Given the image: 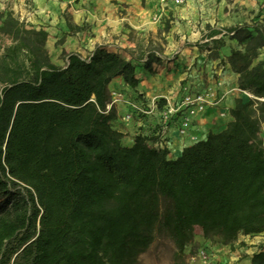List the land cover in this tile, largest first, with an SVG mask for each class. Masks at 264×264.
I'll list each match as a JSON object with an SVG mask.
<instances>
[{
	"label": "trees",
	"instance_id": "16d2710c",
	"mask_svg": "<svg viewBox=\"0 0 264 264\" xmlns=\"http://www.w3.org/2000/svg\"><path fill=\"white\" fill-rule=\"evenodd\" d=\"M1 33L13 42L0 60V264H139L160 235L182 256L197 236L264 233V23L226 34L240 46L226 62L255 98L237 97L226 127L175 158L112 125L110 83L139 84L131 59L99 45L58 65L47 30L0 8ZM160 60L150 51L143 67Z\"/></svg>",
	"mask_w": 264,
	"mask_h": 264
},
{
	"label": "crops",
	"instance_id": "0c3cea01",
	"mask_svg": "<svg viewBox=\"0 0 264 264\" xmlns=\"http://www.w3.org/2000/svg\"><path fill=\"white\" fill-rule=\"evenodd\" d=\"M160 1L0 0V8L12 3L27 14L33 27L47 30V43L55 49L57 58L63 51L79 53L86 58L99 45L117 51L111 46L114 41L117 46L133 51L138 46L133 39L134 33L155 35L161 32L165 35V49L148 50L140 57H127L136 64L138 86L130 87L121 77L114 78L109 85L110 90L122 89L132 95L149 97L170 96L185 80L202 86L209 81L215 62L226 61L230 50L240 47L237 40L225 32L242 24L264 23V0H187L184 6L172 5L165 10L164 21L174 18L169 25L154 18L160 12ZM215 50L218 52L216 58L211 55ZM150 51L161 56L160 63H155L157 69L154 73L143 67V59ZM57 58L52 59L56 64ZM259 60H264V48L260 51ZM63 61L66 63L67 57H63ZM231 81L237 85L238 74L232 72ZM242 95L239 91L230 93L231 108L235 106V99ZM115 106L118 115L112 125L124 134L123 143L131 145L137 123L122 119L129 108L125 103L118 102ZM226 124L217 111H213L197 117L193 128L203 139L209 133L223 129ZM261 134L264 138V122ZM190 144L187 142L185 146ZM173 150L178 154L170 158L182 152L178 147ZM197 241H204L211 247L216 264H252L253 254L264 249V233L241 235L233 245L214 243L202 236H197Z\"/></svg>",
	"mask_w": 264,
	"mask_h": 264
},
{
	"label": "built area",
	"instance_id": "2783aa9c",
	"mask_svg": "<svg viewBox=\"0 0 264 264\" xmlns=\"http://www.w3.org/2000/svg\"><path fill=\"white\" fill-rule=\"evenodd\" d=\"M186 1L161 0L162 5L160 12L155 16L156 19L163 18L169 4L182 6ZM191 68L192 66L189 69ZM231 73L226 61H217L210 71L209 81L202 86L185 80L181 82L176 93L153 97L144 94L132 95L127 90L115 89L111 90V104L125 103L129 108L122 119L124 122L137 123L136 135L147 137V142L157 149L168 150V156H176L178 153L173 150L174 147L183 150L187 142L194 143L201 139L193 128L197 117L217 111L219 118L225 123L230 120L231 92L239 91L243 95L255 98L249 91L233 84ZM214 255L215 252L210 246H199L196 250H189L187 262L216 264Z\"/></svg>",
	"mask_w": 264,
	"mask_h": 264
},
{
	"label": "rangeland",
	"instance_id": "374dc122",
	"mask_svg": "<svg viewBox=\"0 0 264 264\" xmlns=\"http://www.w3.org/2000/svg\"><path fill=\"white\" fill-rule=\"evenodd\" d=\"M170 6H172V4L166 6V9H168ZM159 7H161V5ZM1 9L11 11L27 27L32 26L28 20L27 14L21 12L20 9H17L14 4L12 3L7 4ZM164 15L163 18L161 19V22L169 25L170 20L174 18L170 17L164 21ZM154 18L156 19V17ZM133 39L136 40V42L138 43V46L133 51H130L127 48H122L120 46H117L116 45L117 43L115 41L111 43V46L125 57L128 56L140 57L145 53V51L148 50L161 51L165 49V47L163 46V44H165L166 41L165 35H163L161 32L156 33L155 35L152 34L143 35V34L134 33ZM12 42L13 40L11 36L3 33L0 34V60L6 47L11 45ZM47 46L51 58L52 59L57 58L56 57L57 52L55 51V49L51 45L49 46L48 43ZM56 62L59 65H64L65 62L63 61L62 54L58 56ZM215 242L218 241L215 240L214 243ZM204 245H205L204 241L194 242L193 246L188 245L187 250L184 252V254L182 256H179L176 254V248L174 243L168 237L164 235L163 236L160 235L156 238L155 242L150 246V248L146 252L141 254L139 264H188L187 258H188L189 250H196L199 246H204Z\"/></svg>",
	"mask_w": 264,
	"mask_h": 264
}]
</instances>
